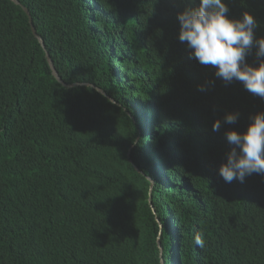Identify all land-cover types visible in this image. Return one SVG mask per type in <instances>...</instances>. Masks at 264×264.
<instances>
[{
	"label": "trees",
	"instance_id": "1",
	"mask_svg": "<svg viewBox=\"0 0 264 264\" xmlns=\"http://www.w3.org/2000/svg\"><path fill=\"white\" fill-rule=\"evenodd\" d=\"M20 2L0 0V264H264V176L216 173L224 128L264 100L206 84L213 70L176 38L184 5ZM228 6L264 36V0ZM24 7L76 85L54 79ZM229 111L239 123L212 132Z\"/></svg>",
	"mask_w": 264,
	"mask_h": 264
},
{
	"label": "clouds",
	"instance_id": "2",
	"mask_svg": "<svg viewBox=\"0 0 264 264\" xmlns=\"http://www.w3.org/2000/svg\"><path fill=\"white\" fill-rule=\"evenodd\" d=\"M183 8L176 13L177 40L185 46L188 59L211 68L214 79L206 81L214 86L219 80L225 87L240 83L254 97L264 100V36L257 37L259 23L250 12L238 18L230 15L228 0H179ZM254 56V63L248 57ZM197 91L205 92V85ZM239 111L225 112L211 124V131L220 133L224 125L235 126ZM227 150L216 173L226 184H241L252 175L264 176V111L248 118L243 131L224 128L222 133ZM163 231V225H160ZM197 247H205L202 233L193 237Z\"/></svg>",
	"mask_w": 264,
	"mask_h": 264
},
{
	"label": "water",
	"instance_id": "3",
	"mask_svg": "<svg viewBox=\"0 0 264 264\" xmlns=\"http://www.w3.org/2000/svg\"><path fill=\"white\" fill-rule=\"evenodd\" d=\"M13 1H14L17 5L21 6V2H20V0H13ZM24 10H25V12L28 14V16H29V18H30V22H31V25H32V28H33V31H34V35L36 36V39L39 41V43L41 44L43 50L45 51L46 58H47L46 61H47V63H48V66H49V68H50V70H51V74H52V76L54 77V79H56L60 84H62V85L65 86V87H72V86L76 85V83H75V84H66V83H64V82L62 81L61 77H60L59 74H58V71L56 70V68H55V66H54V64H53V62H52V60H51V56H50L49 52H48L47 49H46V46H45V42H44V40H43V39L38 35V33H37L36 25H35V22H34V19H33V16H32L31 11H30L28 8H26V7H24ZM100 92H101V91H100ZM159 245H160V249L162 250V249H163V248H162V243L159 242ZM162 264H165L164 261H162Z\"/></svg>",
	"mask_w": 264,
	"mask_h": 264
}]
</instances>
